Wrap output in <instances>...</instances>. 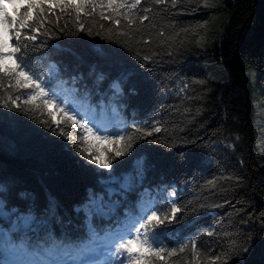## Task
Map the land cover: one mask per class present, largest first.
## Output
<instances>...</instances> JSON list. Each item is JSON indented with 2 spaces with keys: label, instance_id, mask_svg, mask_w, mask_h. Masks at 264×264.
I'll list each match as a JSON object with an SVG mask.
<instances>
[{
  "label": "trees",
  "instance_id": "1",
  "mask_svg": "<svg viewBox=\"0 0 264 264\" xmlns=\"http://www.w3.org/2000/svg\"><path fill=\"white\" fill-rule=\"evenodd\" d=\"M213 1L141 0L128 15L151 8L149 20L129 29L127 9L117 13L106 0L104 7L95 0L79 12L45 0L37 30L22 32L37 39L23 41L27 48L21 45L15 62L22 59L34 76L57 67L48 86L56 82L61 98L79 104L85 116L77 117L97 131L99 105L105 106L110 122L104 134L111 139L104 155L111 166L86 158L95 157L98 138L81 141L70 122L57 128L43 102L26 100V89L0 73V264L15 252L47 263L68 251L76 255L85 243L138 227L153 210L162 218L173 204L181 211L154 228V246L188 247L153 264H264V134L254 121L253 100L264 83V0L210 6ZM214 14L222 24L219 42L202 51L197 42ZM175 33V41L159 43ZM208 57L225 67L226 83L209 80ZM117 136L126 139L117 142ZM121 150L125 154L116 156ZM216 255L220 261L211 259Z\"/></svg>",
  "mask_w": 264,
  "mask_h": 264
},
{
  "label": "snow or ice",
  "instance_id": "2",
  "mask_svg": "<svg viewBox=\"0 0 264 264\" xmlns=\"http://www.w3.org/2000/svg\"><path fill=\"white\" fill-rule=\"evenodd\" d=\"M65 8H73L77 12L80 9L84 8L87 5L96 6L95 0H79V3H71L69 0H61ZM153 2L157 5L165 4L167 0H153ZM45 0H0V25H3V32L0 33V73L4 76H12L16 79L18 84H21L23 87L34 89V94L30 97L33 101L38 99L39 97H47L48 99L44 100L45 108H49L54 106L56 108V112L49 111L48 115L52 118L51 122L56 124L57 128H60V125L65 122H70L73 127L78 126V130L82 133L80 136V140L84 141L90 137H96L98 139H111L109 136H99L95 127L92 126L91 122L86 121L85 119L78 118L76 113L71 110L66 103H57V100L54 98V94L47 90V85L41 76H34L29 71L26 70V65H23L22 59L20 63H16L15 61L18 59L17 54L21 53V45L24 40L35 41L37 37L35 35H24L22 37V32L25 29H29L32 32L37 30L36 25L42 21V15L45 11L43 4ZM141 0H121V2L117 3V0H106V5L108 7H115L117 13H119V9L124 8L127 9V14H123L124 18L128 21L127 27L130 29L131 25L137 24L139 21L138 28L143 25V21L149 20V15L152 11L151 8H144L143 15L132 16L128 15L132 13L133 9L138 8L140 6ZM11 5L13 8V13L8 11V6ZM59 6V3L58 5ZM100 7L105 6V0H101L99 5ZM36 10L37 14L35 18L32 16V11ZM111 19V17H109ZM29 21H33L29 23ZM114 23L119 24V20H115ZM155 27V25H153ZM81 30L83 29V25H81ZM182 31L187 32V29H183ZM121 35H128V32H123ZM180 33H175V35H169L166 39H160L159 43L164 44L166 41L171 40L175 41L176 37L179 36ZM157 37H164L163 31L157 32ZM14 41V42H13ZM183 43V41H181ZM24 48H27V44H23ZM150 57L144 56V59L147 60ZM13 61L14 66H9L6 61ZM8 104H5L4 107H8ZM57 114H62L60 120H56L55 116ZM48 124L47 121L44 122ZM50 126V125H48ZM133 128L136 132H146L145 129L141 128L138 125H133ZM153 131L160 132V127H154ZM61 135H67L64 133L63 129H60ZM147 135H151L150 131L146 132ZM70 140H75L76 138L73 136H67ZM126 138L124 136H117L116 140L124 141ZM133 137L130 135L127 137L128 141H131ZM131 143L127 144V148H131ZM88 151V149H85ZM126 150H121L116 152V156H122L125 154ZM91 160L93 163L100 164L101 167L110 168V162L102 161L97 158H93L91 156L86 157ZM172 196H175V192L171 193ZM181 209L175 204L172 205L170 212L168 214H164L161 218V215H158L157 211H151L150 215H147L143 218V221L139 223L138 227L133 229L134 238L121 239L118 242V246L115 248V252L120 255H126L129 264H153L154 260L164 259V256H176L177 252L183 253L185 249L188 247L187 245L181 246L178 250L171 249L167 250L163 247H160L156 244L153 230L154 228L162 225L165 221L169 223L175 219L176 214L179 213ZM211 235V233H209ZM139 246L138 249L136 246ZM134 250L136 254L134 255ZM243 251H247L246 248L242 249ZM191 252L193 258L199 255L197 250V245L195 242L191 245ZM163 254V255H162ZM213 261H220L221 256L216 255L211 258ZM122 264V262H121Z\"/></svg>",
  "mask_w": 264,
  "mask_h": 264
},
{
  "label": "rangeland",
  "instance_id": "3",
  "mask_svg": "<svg viewBox=\"0 0 264 264\" xmlns=\"http://www.w3.org/2000/svg\"><path fill=\"white\" fill-rule=\"evenodd\" d=\"M217 1L214 0L210 6H216ZM219 5V4H218ZM10 13H12V10H8ZM221 26L220 23V16L219 14H214L211 18V21L206 25L204 34L199 38L197 45L198 48L202 51H207L209 49H213L217 43L219 42V33L221 32ZM8 65H10V60L6 61ZM204 69L206 70L207 76L210 81L216 82V83H226L228 79L227 71L225 67L217 60L216 57H208L203 62ZM59 74V70L57 67L51 65L49 67V73H47L46 76H41L45 82V85L48 86L49 80H52L53 78H56ZM38 76V75H37ZM57 83H53L52 85H49L47 87V90L54 94V98L57 100V103H66L68 107L73 110L76 115L79 114V104H72L71 102H68L65 100V98H61V91L57 88ZM55 87V88H53ZM115 89L119 92V86L117 84L114 85ZM26 89V100L31 102H43L44 100L48 99L47 97H39L35 101L30 99V97L34 94V89L27 88ZM67 88H64L63 91H65ZM264 91V83L257 87L256 90L253 92V100H254V107H255V124L256 127L264 134V99L261 98L260 92ZM79 103V102H78ZM99 106L100 111L97 116V121L95 123L96 127L100 130L97 131L101 137L103 136H109L104 132L109 128V113L107 112L105 106L101 103ZM49 110L51 112H56V108L54 106L49 107ZM111 114L113 117L117 118L119 120L120 113L117 110L115 105H112L111 107ZM61 114H57L55 116L56 120H60ZM96 145H93V152H94V158L100 159L102 161H106V156L104 155V149L108 148V141L105 139H98L95 141ZM98 164V163H97ZM100 166V164H98ZM101 167V166H100ZM173 191L171 190L169 193H167V198H169L171 201L174 199V196L171 195ZM137 227V225L132 226L129 228V230L124 231L123 233H113L111 237L108 239H96L97 243H85L84 247H81L74 255L71 251H68L65 253L62 258L57 260V258H54L49 261V263L44 261H41L39 257L33 255V254H22L20 252H15L11 254L10 259L4 260L7 261V264H122L124 263L125 259H128L126 255H120L119 253L115 252V248L118 246V242L123 238H134L133 235H130L133 233V229ZM136 253V251L134 252Z\"/></svg>",
  "mask_w": 264,
  "mask_h": 264
},
{
  "label": "bare ground",
  "instance_id": "4",
  "mask_svg": "<svg viewBox=\"0 0 264 264\" xmlns=\"http://www.w3.org/2000/svg\"><path fill=\"white\" fill-rule=\"evenodd\" d=\"M79 113L82 115V116H85L84 112L83 111H79Z\"/></svg>",
  "mask_w": 264,
  "mask_h": 264
}]
</instances>
